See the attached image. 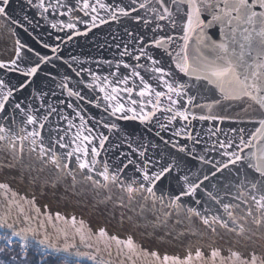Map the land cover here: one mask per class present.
I'll use <instances>...</instances> for the list:
<instances>
[{"label": "snow or ice", "instance_id": "6c2138e0", "mask_svg": "<svg viewBox=\"0 0 264 264\" xmlns=\"http://www.w3.org/2000/svg\"><path fill=\"white\" fill-rule=\"evenodd\" d=\"M12 3L13 0H0V33L6 31L16 37L11 52L6 51V45L0 48L6 52L0 56V70L19 74L20 79L15 84L0 79V178L6 179L13 172L26 173L33 183L45 188L50 186L56 190L64 186V196L86 202L93 211L107 212L113 218L118 214L116 230L139 232L140 245L131 237L122 241L103 227L99 229L98 237L115 241L121 251L126 248L130 261L140 252L153 258L151 264H191L192 251L201 258V247L207 246L212 248L211 255L215 258L220 254V244L227 243L230 250L232 246L238 249L232 252V257L240 264H256L254 256L250 261H243L241 252H247L250 246L257 244L264 250V118L256 122L259 127L254 131L246 132L243 127L230 129L234 136L225 133L227 138L217 139L211 147H200L201 139L187 132L186 126L172 135H183L192 141L191 147L171 137L164 140L160 132L156 133L165 150H160V145L151 141L132 139L134 134L124 131L122 134L129 151L118 153L109 163V159L101 158L102 152L110 150L106 148L109 137L102 132L93 135V128L86 127L87 120L78 110V104L74 107L73 103H68L66 107L73 108L79 125L62 115L57 105L65 102L51 103L49 97L56 93L50 89L46 91V86L39 82L42 65L51 63L54 57L42 55L22 42L13 26L27 33L24 22L31 26L35 19V13L30 18L28 10H39L38 14L47 19L45 14H50L51 9L54 14L69 17V22L56 20L51 23V28L70 30L66 35L71 41L73 36H87L91 29L109 21L120 22L122 17L148 28L152 21L142 16L140 10L143 9L145 14L151 12L157 21L150 28L151 37L147 33L137 35L125 28L130 40L120 52L122 57L132 56L131 44L133 52L139 53L133 59L140 61L143 58L149 62L147 65L137 63L131 73L139 78L141 87L136 95L140 99L132 98L134 88L127 86L128 76L115 80L104 77L101 81L100 77L92 75L99 81L97 86L103 93L105 111L111 109L112 117L147 125L156 118L157 112L171 113L167 117L168 124L158 121L160 131H166L178 118L189 123V117L200 121L232 119L211 114V104H199L198 97L205 92L214 94L218 91L222 100L247 98L264 110V0H140L139 3L129 0L123 6V0L116 3L76 0L79 11L84 17H90L91 27L83 32L71 22L78 19L75 6L68 7L61 0H55V4L48 0H16L15 6L10 7ZM57 6L67 8V11L59 12ZM100 10L107 13L108 19L100 17ZM80 22L88 24V21ZM165 28H179L182 35L168 34ZM193 35L195 42L190 56ZM177 39L182 42L177 46L178 50L171 47ZM41 43L43 48H50L47 42ZM116 47L120 48L121 44ZM58 50L59 45L51 47L53 53ZM123 67L128 69L130 65L123 63ZM140 68L151 72L150 79L166 91H158L137 71ZM82 71L83 68L76 71V75L80 76ZM50 75L45 73V77ZM112 75L115 77L116 73ZM68 79L64 77V81ZM57 86L66 91L69 98L85 99L67 82ZM122 92L129 98L127 104L123 102ZM164 98L169 102L167 107H162ZM214 103L219 105L221 100ZM149 105L151 110H146ZM96 106L99 107V103ZM203 107H207L210 114L197 115L191 110ZM251 107L249 104L243 111L247 112ZM54 114L62 116L67 122L66 128L58 122L54 125L50 119ZM102 126L110 132L118 130L114 122H104ZM220 131L217 128L211 136H217ZM213 152L216 156L211 155ZM193 161L199 162L196 171L192 170L196 167ZM72 164L75 166L70 167ZM0 189L7 191L8 183H0ZM55 219L64 220V217L57 214ZM71 225L75 227V217L71 218ZM5 227L12 228V225L0 224V228ZM57 231L67 236L64 229ZM76 231L84 247L91 248V243H85L81 229ZM29 232L33 233L31 240ZM36 235L32 229L12 231L11 236L0 235V241L4 242L0 246V264H17L21 256L24 257L23 264H29L30 250L39 255V261L33 256L31 264H50L49 257L57 264H80L77 258L85 256L97 261L96 255L80 251L75 242L57 247L49 242L47 235L40 240H36ZM12 237L18 238L15 241L18 250L12 247ZM169 248L189 251L182 258L167 254ZM99 251L97 248V254Z\"/></svg>", "mask_w": 264, "mask_h": 264}, {"label": "water", "instance_id": "95a60500", "mask_svg": "<svg viewBox=\"0 0 264 264\" xmlns=\"http://www.w3.org/2000/svg\"><path fill=\"white\" fill-rule=\"evenodd\" d=\"M15 2L16 0H13L10 7H14ZM48 2L55 4V0H48ZM91 2L95 3V0H91ZM102 2L116 3L119 2V0H102ZM139 2L140 0H138V3ZM61 3L68 7L75 6V15L78 19L71 22L77 24V29L79 31H88V28L91 27L90 17H84L83 12L79 11L80 5L76 4V0H61ZM127 3H129V0H123L121 6ZM138 3L136 7H138ZM57 7L59 12L67 11V8ZM28 12L30 18L33 13H35V19L31 26L24 22L25 26L28 27L27 33L24 32L23 29L13 26L17 31L18 38L21 39L22 42L29 44V46L33 47L35 50L41 52L42 55L54 57L51 63L42 65V71L39 73V82L46 86V91L50 89L56 93V96L49 97L51 103L57 105L59 100L65 102L64 105H57L62 115L68 116L70 119H73L74 123L79 125V118L75 116L73 108L66 107L68 103H73L74 107L78 104V110L81 111V114L84 115L87 120L86 127L93 128V135L102 132L109 137L106 148L110 150L107 153L102 152L101 155V158L109 159V163L116 158L118 153H127L129 151L127 142L124 140L122 134L124 131L133 133L132 139L142 138L145 143L151 141L152 143L159 144L160 150H165L160 136H162L164 140L171 137L174 141H179L181 144L186 143L189 147L192 146V141L186 140L183 135L179 137L172 135L177 129L186 126L187 132L201 139L200 147H211L217 139L225 140L227 138L225 133H227L229 137L234 136L235 134L232 133L230 129L243 127L246 132L254 131L256 127H259V124L256 122L264 118V110H260L259 105L255 102L247 98L242 100H222L220 93L215 91L214 94L207 92L202 93L201 97H198L197 102L201 105L211 104V114L225 115L232 117V119H226L224 121H200L198 119L192 120L191 117H189L191 121L189 123V121H182L178 118L177 121H173L169 124L166 131H160L158 121L159 123L168 124L167 117L170 116L171 113L162 111L157 112L156 118L147 125L141 124L139 121L117 120L110 115L111 109L105 111L106 103L103 101V93L99 91V87L97 86L99 81H95L92 74L100 77L101 81L104 77H108L109 80H115L122 76H128L129 83L127 86L134 88L132 98L139 100L140 98L136 95V92H138L141 87L139 78L132 76L131 73L133 67L137 63L147 65L149 62L143 58L140 61L133 59V56L139 53L138 51L133 52L131 44H129V51L132 52V56L122 57L120 56V52L123 51V45L128 44L130 40V37L125 32V28L137 35L147 33L148 37H151L152 33L150 28L154 27L155 23H157V21L154 20L153 14L151 12L145 14L143 9L140 10L142 16L152 21L148 28H145L142 23H137L129 18L122 17L120 22L109 21L107 24L100 25L88 31L87 36H73V39L69 41L66 32H70V30L65 29L64 31H60L59 29L51 28V23L56 22V20L69 22L68 16H59L58 14L52 13L50 9V14H45L47 19H44L38 14L39 10L29 9ZM99 15L100 17L108 19L107 13L103 10H100ZM132 15H135V13ZM0 20H2V18H0ZM81 20L88 21V24L85 25V23L80 22ZM96 22L99 24V20ZM159 23L165 24L166 22L159 21ZM218 27L219 26H217L216 29L217 31ZM165 32L176 37L182 35L179 28L176 30L165 28ZM15 38L16 37H11L6 31L0 33V48H4L6 45V51L11 52L13 50ZM41 42H47L50 48H43ZM194 42L195 35H193L189 47L190 56L193 54L192 44H194ZM118 43L121 44L120 48L116 47ZM180 43L182 42L177 39L175 44L171 47L178 50L177 46ZM57 45H59V50L57 53H53L51 47H56ZM3 55H6V52L0 51V56ZM57 56L60 57V59H55ZM33 58L35 59V57ZM165 59H167V57H165ZM121 61L123 63H128L130 67L125 69ZM117 64H119V69H117ZM81 68H83L84 71L81 72L80 76H77L76 71ZM137 71H139L146 80H149L158 91H166L162 86L158 87L156 81L150 79L152 76L151 72L145 71L144 68L137 69ZM46 72L51 73V75L45 77ZM112 73H116V76L114 77ZM65 76L69 78L67 81H64ZM53 77H55V79H53ZM0 79H5L15 84L17 80L20 79V76L16 73H5L0 70ZM61 82H67L70 88L80 91L85 99L83 101H77L75 98H69L66 91L57 86ZM88 85H93V87L90 88ZM120 87H125V85H120ZM121 96L123 97V102L127 104L129 99L127 94L122 92ZM97 97L99 100H97ZM215 100H221V103L217 105L214 103ZM97 103H99V107L96 106ZM168 103L166 98L162 99V107H167ZM249 104H251L252 107L249 108L247 112L243 111V109L248 108ZM176 107H179V104ZM146 110H151V105H149ZM191 110L197 115L210 114L207 107L192 108ZM50 119L53 121L54 125L58 122L62 127H67V122L64 121L60 115L54 114ZM104 122L116 123L118 130H112L110 132L102 126ZM217 128L221 129V131L217 133V136H211V132L215 131ZM71 131L75 132V129ZM157 132H160V136L156 135ZM197 133H199V136H197ZM116 145H120V147L116 148ZM211 155L216 156V153L213 152ZM193 164L196 165V167L192 170L196 171V168L199 167V162L193 161ZM74 166V164L70 165V167ZM129 175H131V173H129ZM68 179L69 181L71 180L70 177ZM0 183H8L9 185L7 191L0 189V224L6 223L12 225V228L5 227L3 229L9 232L21 231L22 229L35 230L37 233L35 237L36 240L43 239L44 236L47 235L49 237V242L57 247H63L66 242H75L80 246V251L97 256V261L91 260L96 264H99V262H103V264H133V261L134 264H151L153 258L150 255L146 256L138 252L130 261L127 258L128 250L126 248L121 251V246L117 245L115 241L108 240L107 238L100 239L98 237L99 229L103 227L109 230L110 235H115L122 241H126L131 237L137 245H140L141 235L139 232L126 231L124 229H120L119 231L116 230L115 219L119 218L118 214L116 218H113L107 212L93 211L86 202L81 203L78 199L64 196V186H60L56 190H52L50 186L45 188L33 183L30 176L26 173L17 174L13 172V174L7 176L6 179L0 178ZM100 207L102 208L103 206ZM57 214L64 217V220H56L55 217ZM49 217H51V219H49ZM72 217L76 218L75 227L71 225ZM106 217L107 219H105ZM65 220L68 221L67 224H65ZM81 221H83L82 224ZM57 229H64L67 232V236H65L63 232L57 231ZM77 229H81V234L85 237V243H91V248L84 247V244L81 243L80 234H77ZM28 235L29 239H31L33 233L29 232ZM89 237H91V239H89ZM219 247L220 254L215 258H212L211 255L212 248L207 246L201 247L203 253L201 258H197L195 252L192 251L191 264H240V261L232 257V252L238 250L235 246H232L230 250L229 244L221 243ZM97 248L100 249L98 254ZM156 250L157 249H152V251ZM188 251V249L183 248H177L173 251L169 248L167 254L179 255L184 258L187 256ZM253 256L256 258V264H261V261L264 260V250H262L258 244L250 246L247 252H241V259L243 261H250ZM79 258L88 259L86 256Z\"/></svg>", "mask_w": 264, "mask_h": 264}, {"label": "trees", "instance_id": "16d2710c", "mask_svg": "<svg viewBox=\"0 0 264 264\" xmlns=\"http://www.w3.org/2000/svg\"><path fill=\"white\" fill-rule=\"evenodd\" d=\"M13 248L18 250V245L14 244ZM12 254H14V253H10L9 255H12ZM34 254H35V252L33 250H30L29 257L27 258L29 261V264H31ZM0 256H2V254H0ZM23 261H24V258H22V256H21L20 259L18 260L17 264H23ZM49 262H50V264H57V261L51 257H49Z\"/></svg>", "mask_w": 264, "mask_h": 264}, {"label": "flooded vegetation", "instance_id": "af4514ba", "mask_svg": "<svg viewBox=\"0 0 264 264\" xmlns=\"http://www.w3.org/2000/svg\"><path fill=\"white\" fill-rule=\"evenodd\" d=\"M8 233V232H7ZM6 233H2L1 231H0V235H5ZM2 243H0V246H3V241H1ZM34 251V250H33ZM34 256H35V260H37V261H39V255H36V254H34ZM0 258H2V256H0ZM22 258H24V257H22ZM52 258V257H51ZM77 259H79L80 260V264H96V263H94V262H92L91 260H89V259H86V258H77Z\"/></svg>", "mask_w": 264, "mask_h": 264}, {"label": "rangeland", "instance_id": "374dc122", "mask_svg": "<svg viewBox=\"0 0 264 264\" xmlns=\"http://www.w3.org/2000/svg\"><path fill=\"white\" fill-rule=\"evenodd\" d=\"M0 231L2 232V233H6V235H8V236H11V232H9V231H7V230H5V229H3V228H0ZM8 232V233H7ZM12 239H13V241L15 242L18 238L17 237H12ZM0 243H2L1 241H0Z\"/></svg>", "mask_w": 264, "mask_h": 264}]
</instances>
